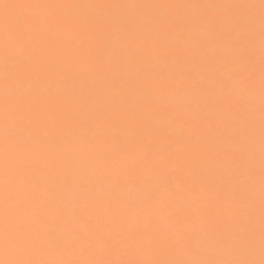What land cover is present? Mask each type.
<instances>
[{"label": "snow or ice", "instance_id": "6c2138e0", "mask_svg": "<svg viewBox=\"0 0 264 264\" xmlns=\"http://www.w3.org/2000/svg\"><path fill=\"white\" fill-rule=\"evenodd\" d=\"M0 264H264V0H0Z\"/></svg>", "mask_w": 264, "mask_h": 264}]
</instances>
